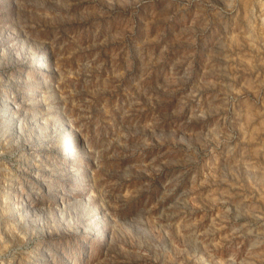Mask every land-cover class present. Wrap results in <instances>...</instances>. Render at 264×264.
<instances>
[{
	"label": "rangeland",
	"instance_id": "obj_1",
	"mask_svg": "<svg viewBox=\"0 0 264 264\" xmlns=\"http://www.w3.org/2000/svg\"><path fill=\"white\" fill-rule=\"evenodd\" d=\"M0 264H264V0H0Z\"/></svg>",
	"mask_w": 264,
	"mask_h": 264
},
{
	"label": "bare ground",
	"instance_id": "obj_2",
	"mask_svg": "<svg viewBox=\"0 0 264 264\" xmlns=\"http://www.w3.org/2000/svg\"><path fill=\"white\" fill-rule=\"evenodd\" d=\"M46 58V57H45Z\"/></svg>",
	"mask_w": 264,
	"mask_h": 264
}]
</instances>
